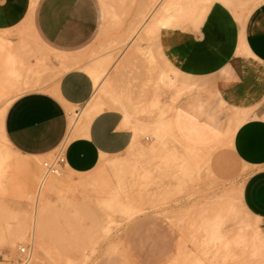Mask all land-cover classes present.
<instances>
[{"label":"rangeland","instance_id":"rangeland-1","mask_svg":"<svg viewBox=\"0 0 264 264\" xmlns=\"http://www.w3.org/2000/svg\"><path fill=\"white\" fill-rule=\"evenodd\" d=\"M163 1L99 0L101 29L94 41L75 55L74 65H62L65 59L53 56L37 42L28 23L19 24L8 33L7 36L17 40L13 47L0 42V51L11 54L14 69L19 59L26 64L23 79H17L14 71L9 81L0 76L3 116L10 96L42 87L72 67L84 68L93 78L92 70L98 66L101 74L99 84H95L94 101L79 109L71 107V123L90 104L105 107V101L121 98L128 105L125 114L137 140L135 148L106 157L91 172L75 173L60 166L58 174L46 177L43 162L51 160L54 153L44 158L22 159L11 150L0 129V264H21L20 244L30 247L25 264H32V260H36L33 264H140L131 240L133 224L139 218L163 220L155 223L166 226L170 232V249L165 260L157 264H264V250L254 251L242 236L248 220L257 224L264 235L261 220L257 221L242 202L247 168L238 166L229 154L230 175L222 176L214 162L217 147L192 146L171 132L175 131L172 127L175 105L184 90L176 72L172 73V80L161 78V71L168 70L170 63L157 46L160 30L153 35L147 33L155 8ZM234 1L245 7L242 12L245 17L246 4L251 0ZM180 22L176 28L196 29L200 25L192 19ZM152 47L157 61L155 56L150 60ZM50 57L52 68L46 64ZM58 61L60 65L55 66ZM161 118L167 121L168 132L164 137H156L154 127ZM136 127L139 129L135 133ZM154 144L157 146L154 153H139ZM22 161L33 164L36 172L33 176L37 177L34 182L29 179L30 165ZM184 164H189L191 170L185 171ZM87 177V185L67 190L69 182ZM13 183L27 192L11 193ZM227 199L232 200L234 210L222 218L225 242L203 243L208 238L202 223L204 217L213 216ZM42 207L48 250H37L33 242ZM20 232L26 233V237L16 239Z\"/></svg>","mask_w":264,"mask_h":264},{"label":"crops","instance_id":"crops-1","mask_svg":"<svg viewBox=\"0 0 264 264\" xmlns=\"http://www.w3.org/2000/svg\"><path fill=\"white\" fill-rule=\"evenodd\" d=\"M229 1L215 0L196 29L162 28L157 46L170 63L166 71L178 74L184 90L172 115L176 134L192 146L217 147L214 162L222 176L230 175L229 154L238 166L247 168L242 202L262 217L264 228V0L246 4L245 17L234 12L241 4ZM23 23L31 26L53 56L76 58L99 34L102 9L99 0H36L34 4L33 0H0V42L13 47L17 40L7 35ZM151 49L157 61L155 48ZM11 57L0 51V76L5 81L13 71L16 76ZM50 61L51 57L46 64L52 68ZM95 93L91 75L82 67H72L42 87L16 95L3 118V134L11 150L31 159L47 157L64 146V166L76 173L93 171L103 155L126 152L134 130L125 114L128 105L121 98L105 101L88 128L72 136L70 108L87 106ZM22 163L30 165L29 179L34 182L33 164ZM16 185L9 188L11 193L27 192ZM155 222L164 221L139 218L133 224L132 249L140 264L162 262L170 249L169 230Z\"/></svg>","mask_w":264,"mask_h":264},{"label":"bare ground","instance_id":"bare-ground-1","mask_svg":"<svg viewBox=\"0 0 264 264\" xmlns=\"http://www.w3.org/2000/svg\"><path fill=\"white\" fill-rule=\"evenodd\" d=\"M35 1L36 0H33V4L35 3ZM153 1L155 2L156 0H152V2ZM214 1L215 0H164L160 7H156L155 8L156 13L153 15L152 20L150 21V23L147 26V33L153 35L156 32H158L159 30H161L162 28L175 27L180 21H184L186 19H192L196 24L199 25V24H201L203 22L204 18L206 17V15H207V13H208V11H209V9L212 6ZM225 1H227L228 3L230 2L229 0H225ZM244 8L245 7H241V8L234 7V12L238 16H240V14L243 12ZM32 32H33L34 37L36 38L37 42L40 43L39 39L35 35V32L33 30H32ZM140 50H141V48H140ZM149 57H150L151 61H152V59H154V55L152 53L149 54ZM62 58H63V60L65 59L63 62H61L62 65H74L75 64V61H76L75 58H70V59L69 58H65V57H62ZM17 62H18V64H17V71H16V76L15 77L17 79H20L22 77V79H23L24 75H25V69H26L25 60L19 59V60H17ZM92 74H93V78L95 80V84L98 85L99 84L98 83L99 82V76L101 74L98 66H95L93 68ZM161 78H169L170 80L174 79L172 77V72H168V71H164V70L161 71ZM104 92H107V91H103V93ZM10 97L11 98L8 99V100L11 102V100L15 96H13V97L10 96ZM109 102H107V104H109ZM110 104H113V103L110 102ZM103 109H104V107H102L101 105H98V104H95V103L94 104H90L86 108V110L84 111L82 116L80 118L74 120L71 123V130H72L71 134H72V136L76 135L79 132H80V134H82L81 131L86 130L88 128L89 124L91 123V121L94 119V117L97 114H99ZM3 118H4V116L2 114V116L0 117V129H1V132H2L1 134H2L3 139L7 142V139L5 138V134H3ZM244 118H245L244 116L238 118L237 123H236V125L234 127L236 128L242 122V120ZM168 125H169V123H168ZM148 126H142V128L143 129H148ZM166 126H167V121H165L163 118L157 120L156 125L154 127V131H153L155 133V136L156 137L157 136L164 137L166 135V133L168 132V131L166 132V130H165ZM172 127H174V126H172ZM138 129H139L138 127L135 128V133H136V131H138ZM171 132L173 134L175 133V131L173 132V130ZM136 145H137V140H136V137L134 136L132 144H131V146L129 148L130 149L133 148V147L135 148ZM156 148H157V146L154 144V145H151L147 150L141 149L139 151V153H142V154L154 153L156 151ZM210 150H212V149H210ZM208 152H211V151H208ZM37 158H39V157H37ZM105 158H106L105 155H103V157L101 158V161H103ZM207 159H209V158H207ZM113 166H116V165L113 164ZM183 168L185 169V171L191 170V166L189 164L188 165L184 164ZM70 171H72V170L70 169ZM72 172H74V171H72ZM62 179H63V177H62ZM88 179L89 178L87 177V178H81V179H79L76 182H73V181L69 182V188L67 190H70V188H74V187H77V186H85V185H87L88 182H89ZM60 185H63V184L60 183ZM64 187H63V189H64ZM239 191H241V190H239ZM229 193H231V192H229ZM60 196L63 197V198H67L66 195H60ZM47 206H48V204H47ZM127 206H129V204ZM129 209H131V208H129ZM44 210H45V208L43 209V207H42L40 212H39L40 220L38 222H36V229L33 232V237H34V241L33 242H34L35 248L37 250H41V249L48 250V248H49V243H48V240H47V237H46L45 222H42V219H41V217H43V215H44L43 214ZM233 210H234V204H233L232 200L231 199H227V200L223 201L221 203V205L216 209V212H215V214L213 216L211 215V217L208 216L207 218L204 217L202 223L205 225L204 227H205V230L207 231L206 234L208 235V238L205 239V240H202L203 243L207 244V242L209 243L211 241L214 242V241L220 240L218 243L222 244L220 242H222L224 239H226L225 238L226 235L223 234L224 231H222V229H221L222 218L224 217V215L226 213H230ZM227 215H225V216H227ZM261 218L259 216H256V220L257 221L258 220L260 221ZM243 232H244L243 234L242 233H240V234H242V236H244V241H247V243H249L252 246L254 251L259 252V251H263L264 250V235L261 233L260 227L257 224H253L252 221L250 222L248 220V222H246V224H245V226L243 228ZM25 235H26V233L20 232L16 239L24 238V237H26ZM15 241L16 240H14V242ZM212 242H211V244H212ZM223 242H225V241H223ZM228 242H230V241H228ZM237 242H239V241H237ZM211 244H208V245H211ZM32 261H31L32 264L36 262V260H32Z\"/></svg>","mask_w":264,"mask_h":264},{"label":"built area","instance_id":"built-area-1","mask_svg":"<svg viewBox=\"0 0 264 264\" xmlns=\"http://www.w3.org/2000/svg\"><path fill=\"white\" fill-rule=\"evenodd\" d=\"M65 164V148L62 146L54 153V156L51 160L43 162L44 176L57 174L59 172V167L64 166ZM30 253L29 244H20L18 248V254L20 256L19 259L21 264L27 263Z\"/></svg>","mask_w":264,"mask_h":264},{"label":"snow or ice","instance_id":"snow-or-ice-1","mask_svg":"<svg viewBox=\"0 0 264 264\" xmlns=\"http://www.w3.org/2000/svg\"><path fill=\"white\" fill-rule=\"evenodd\" d=\"M0 116H2V113H0Z\"/></svg>","mask_w":264,"mask_h":264}]
</instances>
